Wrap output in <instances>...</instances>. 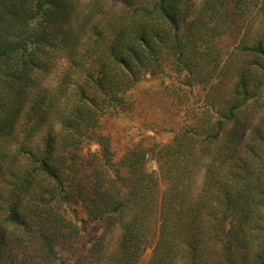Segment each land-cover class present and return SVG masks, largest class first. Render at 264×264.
Masks as SVG:
<instances>
[{"label":"trees","instance_id":"trees-1","mask_svg":"<svg viewBox=\"0 0 264 264\" xmlns=\"http://www.w3.org/2000/svg\"><path fill=\"white\" fill-rule=\"evenodd\" d=\"M153 79L181 125L116 161L101 121ZM147 249L264 264V0H0V264Z\"/></svg>","mask_w":264,"mask_h":264},{"label":"rangeland","instance_id":"rangeland-1","mask_svg":"<svg viewBox=\"0 0 264 264\" xmlns=\"http://www.w3.org/2000/svg\"><path fill=\"white\" fill-rule=\"evenodd\" d=\"M57 76V73L50 75L45 81L46 86L52 87ZM129 97L133 102L131 111L124 116L107 117L101 121V131L110 136L116 161L127 147L141 137L148 135L157 143L169 141L182 122V118L173 113L170 101L162 93L156 79L140 84ZM147 168L155 170L153 161L148 160ZM150 254L151 249H147L139 264H147Z\"/></svg>","mask_w":264,"mask_h":264}]
</instances>
